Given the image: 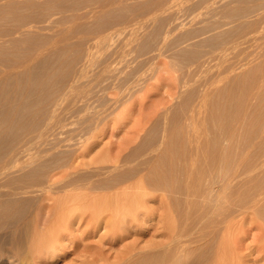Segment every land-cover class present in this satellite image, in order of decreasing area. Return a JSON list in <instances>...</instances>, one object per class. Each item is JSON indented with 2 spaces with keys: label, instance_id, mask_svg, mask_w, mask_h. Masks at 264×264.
Listing matches in <instances>:
<instances>
[{
  "label": "rangeland",
  "instance_id": "1",
  "mask_svg": "<svg viewBox=\"0 0 264 264\" xmlns=\"http://www.w3.org/2000/svg\"><path fill=\"white\" fill-rule=\"evenodd\" d=\"M233 188L264 206V0H0V264H264L262 212L201 214Z\"/></svg>",
  "mask_w": 264,
  "mask_h": 264
},
{
  "label": "bare ground",
  "instance_id": "2",
  "mask_svg": "<svg viewBox=\"0 0 264 264\" xmlns=\"http://www.w3.org/2000/svg\"><path fill=\"white\" fill-rule=\"evenodd\" d=\"M207 148L208 147H207V145L205 143L198 144V150H202V151L205 152L207 150ZM232 157L233 156H231V158ZM219 158H220L219 160H220L221 163L224 162V161L226 162V164H228V163L231 162L230 161V154L228 152H224L223 154H221L219 156ZM184 159L186 160L185 157H184ZM187 166H188V163H185V167H187ZM185 174L187 176V178H186L187 189L189 190V193L188 192L187 193L189 195H193L194 196L195 192H197V191H195V190L194 191L193 190L191 191V188L192 187H191L190 184L193 183L192 181L197 180V178H199L200 180H202L201 179L202 177L201 176H195V175H193V173L192 174L189 173L188 170H185ZM199 179H198V181H200ZM164 180H166V179H164ZM121 182H122V180H121ZM121 182L118 181L117 183H114L111 186H108L106 188H109L110 190H112L113 191V194H115V197L116 196L121 197L122 196L121 194H125L128 191L141 190L144 186H147L146 185V182L143 183L142 185L141 184H136V183H128V184L127 183H124V184H121ZM157 182H159V181H157ZM84 185H88V186H84L81 190H79L77 192V194L72 198V200H81V202L83 204H87V203H90L91 201H94L95 200L96 197L93 196L92 193L96 189H98L100 186L97 185V184H95L94 182H87ZM184 185H186V184H184ZM187 189H186V191H187ZM259 189L260 188H258V190ZM206 192H208V190ZM206 192H205V194H206ZM236 192L238 194L237 189L236 188H233L229 192H225V191L222 190V191L218 192L217 194H209V193H207L204 196L205 197L210 196V199H209V202L208 201H204V203H203V201H202V204H201L202 205V207H201L202 208L201 214H203V215L206 214V216H208L209 213L215 214L217 216V222L219 223L218 226L220 224H224L225 222H227L230 219H232L233 213H236L238 210H242L243 207H246V209L252 208L254 211L262 212L263 217H264V206L261 207L260 209H256L257 208V204H258V202L260 200V197H258V196L261 194V191H258V193H254V192L252 193V190L248 189V190L245 191V198L244 199H239L238 198V200H236V201L233 200L232 203L229 204L228 206H225L223 204L222 205L218 204L219 201H222V200L226 199L228 197V195L230 196V195H232L233 193H236ZM255 192H257V190ZM200 194H203V193L200 192ZM119 197L116 198V199H114L113 203H108L107 206L108 207H120V206H124V205L131 206V205L134 204L133 201L128 200L126 197H122V198H119ZM187 197H188V195H187ZM214 197H216V199ZM210 200L213 201V202L210 203ZM215 200H217V202ZM214 201L216 203H214ZM192 203H193V201H192ZM213 203L215 205H213ZM197 210L198 209H196V210L194 209L193 211H191L190 212L191 215H193L194 213H196ZM198 213L200 214V212H198ZM26 218H23V222L24 221L26 222V227H27L26 229H28L31 226V223L29 224V221ZM230 228L231 227L228 224L225 225V226H222L223 235L226 233V231L230 230ZM26 233H27V231H26ZM221 234H222V232H221ZM28 235H29V233H28ZM230 245L231 244H229V242H225L224 240H220L217 244H215L214 249L212 250V253L210 255H208V257H207V260H205V259L203 261L201 260L202 261L201 264H228L229 261H230V259L232 258L230 256L232 254L231 253L232 250H231V246ZM63 250L65 251L66 249L64 248ZM194 250H195L194 248H188L186 251H184V253L182 254V256L180 258H178V259H170V258H167V257L164 258V257H161L160 255L159 256L158 255L157 256L155 255L156 257H154V258L152 257V258H150L148 260H141L139 262V264H189L194 259V256H193V251ZM20 251H18V249H17L16 250V254L10 256V258L12 259V264H30L28 258H26L28 255L27 256L25 255L24 256V259H26V260H23V258L21 257L22 255L20 254ZM31 251L32 250H30V254H31ZM19 255H21V256H19ZM97 263H98V260L96 262V259H95L94 262L92 260V262H90L89 264H97ZM132 263L133 262H130V264H132Z\"/></svg>",
  "mask_w": 264,
  "mask_h": 264
}]
</instances>
